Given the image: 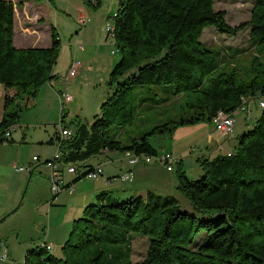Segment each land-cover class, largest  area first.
<instances>
[{
	"label": "trees",
	"instance_id": "obj_1",
	"mask_svg": "<svg viewBox=\"0 0 264 264\" xmlns=\"http://www.w3.org/2000/svg\"><path fill=\"white\" fill-rule=\"evenodd\" d=\"M81 1L92 10L101 4V0ZM211 25L233 35L249 27V40L260 55L252 57L244 72L232 64L207 81L218 66L224 67L225 57L236 58L241 52L207 48L200 36ZM112 26L119 58L107 79L110 91L89 120L76 116L66 123L62 111L60 125L74 127L56 145L63 165L88 169L91 158L106 151L155 155L158 149L148 135L171 133L187 122H210L220 110L232 115L242 98L247 102L264 93V0H252L249 21L234 26L225 21L223 10L214 8L213 0H119ZM13 35L14 5L0 0V84L14 90L3 98L0 143L18 122L20 102L28 105L40 87L56 77L53 67L60 48L53 26L48 47H15ZM147 84H167L171 95L184 96L186 106L197 111L122 143L110 128L133 122L132 89ZM197 160L203 169L198 178H189L176 162V188L192 211L182 209L173 195L149 191L145 196L114 199L99 194L73 219L61 257L41 241L27 250L22 264H264V108L237 136L229 154ZM63 170L62 189L86 173L64 183ZM202 231V239L192 246ZM131 234L148 241L139 262L131 259Z\"/></svg>",
	"mask_w": 264,
	"mask_h": 264
},
{
	"label": "rangeland",
	"instance_id": "obj_2",
	"mask_svg": "<svg viewBox=\"0 0 264 264\" xmlns=\"http://www.w3.org/2000/svg\"><path fill=\"white\" fill-rule=\"evenodd\" d=\"M10 1L14 5L13 44L18 40L36 39L39 46H45L47 42L48 44L50 42V31L53 26L60 38L59 54L53 67L57 74L56 79H63L62 74L64 71L67 72L69 61L73 56L80 62L81 69L77 68V73L82 83L87 82L86 89L95 96L99 94L96 99H94L95 96L92 98L86 96L87 103L97 102L100 95L108 94L110 89L107 79L119 58L109 27L112 25V17L118 9L119 0H101V4L96 10H92L81 0ZM213 6L216 10H223L225 21L234 26L249 21L252 0H213ZM83 11H85L84 16L89 15L90 18L87 26L79 22L80 14ZM200 40L213 52L217 50L226 52V49L230 52L233 49L241 50L236 58L225 57L222 63L224 67L218 66L213 73L208 75L207 81L221 70L230 69L232 64L244 72L251 66L252 57L260 55L249 40V27L241 29L233 35L221 33L213 25L207 26L203 29ZM216 58L218 59L219 56L217 55ZM34 100L32 99L28 105L25 100L20 102L22 111L16 128L11 129L8 139L0 143V264H22L27 250L35 247L43 239L41 234L43 228L45 237L54 241L52 254L61 257L62 245L67 239L74 219L71 218L69 209H65L68 205L57 200L60 195L68 192L66 189L61 190L58 197L52 199L53 192L50 189L49 179L51 170L46 163L54 158L57 151L55 135L60 126L61 114L52 110L48 105H43L39 111L33 113L35 110V107L32 108ZM258 101V97L250 100L251 104L256 103L257 116L262 110L258 106ZM130 104L134 110L133 122L122 128L114 125L110 128V134L122 143L129 142L132 138H139L156 125L188 119L197 111L186 106L184 96L171 95L167 84L134 86L130 95ZM89 111L91 112L90 117L98 112L96 107ZM252 114L254 115V113ZM68 121L67 114L65 122ZM207 123L209 122L199 121L179 124L171 133L148 135V140L159 148V151L170 152L172 150L174 152L175 150L176 152L188 147L196 140L195 133H182L188 130L193 131L195 126L207 125ZM250 125L251 123L248 122L247 128ZM181 134L188 137L177 140ZM53 137L54 140L50 142ZM168 140H171V145L168 144ZM181 142L184 143L181 145ZM191 149L195 158L198 149L193 145H191ZM37 156L40 157V162L32 160ZM204 157V155L201 156V158ZM96 159L97 157H93L91 161L94 162ZM20 167H23L24 171L16 170ZM184 167L189 178H198L203 172L200 160H196L195 163L192 160ZM197 167L200 168L199 171ZM176 170L177 165L174 166L175 177ZM73 177L74 175L68 173L64 168L62 179L66 181ZM81 179L86 178L82 177ZM153 193L162 197L166 196L156 191ZM175 196L182 209L192 211L190 203L177 188ZM131 235L133 236L130 244L131 259L133 262H139L144 257L148 241L144 236ZM203 235V231L198 233L192 246L198 244ZM5 252L6 256L2 259Z\"/></svg>",
	"mask_w": 264,
	"mask_h": 264
},
{
	"label": "crops",
	"instance_id": "obj_3",
	"mask_svg": "<svg viewBox=\"0 0 264 264\" xmlns=\"http://www.w3.org/2000/svg\"><path fill=\"white\" fill-rule=\"evenodd\" d=\"M84 14L85 11L81 12L80 16H84ZM88 16L87 15L85 16L87 19L85 26H87V24L89 23L90 18ZM15 43H16L15 47L18 48L41 47L39 46V42L36 41V39L30 41L18 40L17 42L14 41V44ZM25 45H29V46H25ZM49 45L50 42L49 44L47 42V44L42 47H48ZM71 64H75L77 68L81 69L80 62L78 60H75L73 56L69 61L68 68L71 66ZM53 73L56 75V77L44 83L40 87L38 97H36L32 103V108L35 107L33 113L39 111L43 105H48L55 112H60V114L62 113V111L65 112L66 115L68 114L69 119H72L76 116L86 120L90 119L92 116L91 117L89 116V114L91 113L89 109L91 108L93 109L94 107H96V109L98 110L100 103L105 99L107 94L100 95L98 100H96L97 102L92 101V103L88 104L86 100V96L92 98L95 95L90 94V92L86 89L87 82L82 83V80L80 79L78 73L73 77H69L68 79H65L64 77L66 71H64L62 74L63 79H56L57 74L54 70ZM13 91H14L13 89H6L0 84V119L3 115V98L6 95V93H13ZM61 91L72 95L73 99L62 105L59 98V93ZM98 95L99 94H97L96 96ZM96 96L94 99H96ZM256 97H258V95H256L255 97H249L248 101L245 104L246 109L249 111V118L246 117V112L241 110H235L232 113L234 123H233V131L231 134H224L221 131L216 130L211 121L207 123V125L195 126L193 131L188 130L187 132L182 133V134L195 133L196 140H194L192 144H189L188 147L182 148V150H178L176 152L175 150L174 152L171 150L170 152H168L175 157V163L172 167V170H167L165 167L156 165L155 163L153 164L138 163L132 167H129L123 158L122 151H106L102 153V155L98 156L97 159L94 160V162L90 160L92 166L100 164L102 173L99 177L95 179L88 177H85L86 179L84 180L79 179L73 183L72 193L65 192L64 194L58 197L60 193L59 192L58 194H53L52 199L54 200L57 196L58 197L57 200L59 202L65 203L66 206L68 205L65 209L67 208L69 209L68 212L70 213L71 218L73 219L81 214L83 208L88 203L95 201L97 195L99 194H101V196L103 195V197H109L114 199H125L135 195L145 196L149 191L151 192L156 191L157 193L160 194L163 193L165 195L172 194L173 196H175L177 180L176 177L174 176V166L178 165V163L176 162L180 161L179 165L183 168L184 165H188V163H191L192 160H194L195 163L197 158L201 157L202 155L205 156L204 158L212 159L217 155L229 154L232 151L234 145L236 144L237 136L241 132L245 131L247 129L246 124L248 122L251 123V121H253V119L257 116L258 108L256 106V103L255 104L250 103V100H254L256 99ZM252 113H254V115ZM15 126H13V128ZM25 127L27 128L28 126ZM71 127L73 126L69 127L70 130ZM73 130L71 131L73 132ZM182 134L177 138V140H181L184 137H188L186 135L183 136ZM24 135L25 134L23 133V136ZM53 140L54 137L50 139L51 142ZM170 141L171 140L167 141L169 145H171ZM183 143L184 142H181L180 144L182 145ZM191 145L197 147L198 149L195 158L191 151L192 150ZM230 145L232 146L230 147ZM157 149H158L157 153H163L162 151H159V148ZM187 152L189 153L188 155ZM36 161L40 162L41 161L40 157H38V160ZM183 169L185 170V172L187 171L185 167ZM199 169L200 168L197 167L198 171ZM127 172L130 173L131 181L122 180L120 178L122 175H124ZM72 179L73 178L63 181L64 183H69L71 182ZM41 234L43 237L41 241L44 240L46 243H51L53 246L55 245L52 239L48 240L45 237L44 228L41 229ZM37 245L38 244H36L35 246Z\"/></svg>",
	"mask_w": 264,
	"mask_h": 264
},
{
	"label": "built area",
	"instance_id": "obj_4",
	"mask_svg": "<svg viewBox=\"0 0 264 264\" xmlns=\"http://www.w3.org/2000/svg\"><path fill=\"white\" fill-rule=\"evenodd\" d=\"M79 22L84 25L86 23V17L85 16H80ZM111 36L112 35V31H113V26L111 25L109 27ZM77 74V66L75 64H71V66L68 68L66 74H65V79H68L69 77H73ZM59 98L60 101L62 103V105H64L65 103L71 101L73 99V96L61 91L59 93ZM258 106L260 108H264V93L258 96ZM246 102V98H242L241 99V104L238 107V110L244 111L246 112V117L249 118V111L246 109L245 103ZM211 122L214 125V128L216 130L221 131L224 134H231L233 131V117L232 115H229L227 113H225L224 111H218L212 118H211ZM10 131L8 130L5 133V137H9L10 136ZM72 134V131L69 128L66 127H62V125H60L58 127V133L55 135V140H56V145L59 144V140L64 139L66 137H69ZM123 153V158L126 161V164L129 167H132L138 163H147V164H159L163 167H165L167 170H172V167L175 163V157L173 155H171V153L168 152H163V153H156L155 155H148V154H144V153H134L131 150H125L122 152ZM33 160H38L37 157H33ZM47 165L50 167V189L53 192V194L59 193L62 189V182H60V170L61 169H67V172L73 175H80L81 173L86 172L85 174H83V177H88V178H92L95 179L97 177H99L102 173V169L100 167V164L91 166L90 168H82V167H78L75 164H71V165H63L60 162V152L56 151V154L54 156V158L52 160H48L46 161ZM17 171H24L23 167L20 168H16ZM122 180H129L131 181V177H130V173L127 172L124 175H122L120 177ZM72 186H70L69 188H67L66 190L69 193H72ZM42 246H45L49 251L52 252L53 249V245L51 243H46L45 241L41 242ZM6 256V252L5 254L2 256V259H4Z\"/></svg>",
	"mask_w": 264,
	"mask_h": 264
}]
</instances>
